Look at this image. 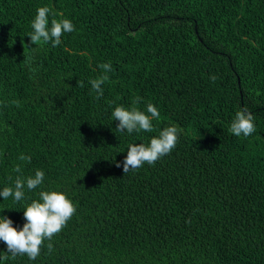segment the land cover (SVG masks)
<instances>
[{"label":"trees","instance_id":"obj_1","mask_svg":"<svg viewBox=\"0 0 264 264\" xmlns=\"http://www.w3.org/2000/svg\"><path fill=\"white\" fill-rule=\"evenodd\" d=\"M42 6L75 25L59 46L29 44ZM149 103L154 132L116 130L115 107ZM245 106L256 131L237 137ZM172 125L176 148L124 174L129 145ZM38 169L43 184L0 196V216L22 228L43 190L77 212L36 260L3 264H264V0H0V191Z\"/></svg>","mask_w":264,"mask_h":264},{"label":"clouds","instance_id":"obj_2","mask_svg":"<svg viewBox=\"0 0 264 264\" xmlns=\"http://www.w3.org/2000/svg\"><path fill=\"white\" fill-rule=\"evenodd\" d=\"M52 16L51 26L49 27V16ZM56 13L48 6L37 9L33 21L31 22L32 31L28 34L29 44L39 46L51 43L53 47L62 43L61 37L64 33L74 32L75 25L70 19H56ZM29 47V45H28ZM33 48V47H29ZM104 75L91 79L92 92L96 93V99L104 95L102 85L108 81L106 73L112 71L111 63H103L99 66ZM211 79L215 81L216 77ZM78 86L83 87V81H78ZM112 117L118 121L116 130L119 132H154L153 121H159L160 111L149 103L146 111L133 106L126 108L123 105L115 107ZM255 116L247 107H243L236 112L229 128L230 133L239 137H247L256 131ZM183 129L177 125L165 127L159 132L158 136L150 139L149 144L139 143L129 145L127 155L122 161L124 174L136 171L145 164L154 165L158 160L169 155L177 146L180 134ZM20 161L31 163V157L23 154L19 157ZM116 167H121V162L116 163ZM15 172H22V166L17 164L13 169ZM45 173L36 170L34 176H17L14 187H5L0 191V196L7 200L12 197L15 202L25 199V187L32 191L43 184ZM38 199H34L24 209V223L22 228L14 227L13 220L0 216V241L7 246V251L0 253V264L9 258L15 259L17 256H27L30 260H36L40 254L45 241H51L54 235L59 234L77 212V207L67 194L62 191L43 190L38 193ZM48 253L53 251V244H47ZM6 253V254H5Z\"/></svg>","mask_w":264,"mask_h":264}]
</instances>
